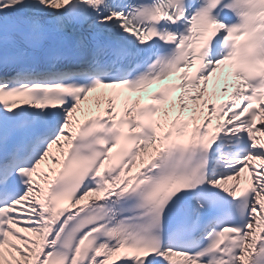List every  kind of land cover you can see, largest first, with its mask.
I'll return each instance as SVG.
<instances>
[{
	"label": "snow or ice",
	"instance_id": "6c2138e0",
	"mask_svg": "<svg viewBox=\"0 0 264 264\" xmlns=\"http://www.w3.org/2000/svg\"><path fill=\"white\" fill-rule=\"evenodd\" d=\"M0 264H264V0H0Z\"/></svg>",
	"mask_w": 264,
	"mask_h": 264
}]
</instances>
